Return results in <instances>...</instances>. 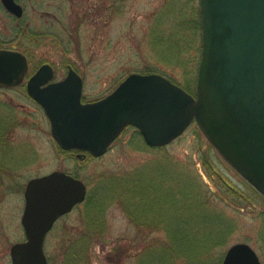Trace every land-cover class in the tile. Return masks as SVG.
Segmentation results:
<instances>
[{"label":"rangeland","instance_id":"obj_1","mask_svg":"<svg viewBox=\"0 0 264 264\" xmlns=\"http://www.w3.org/2000/svg\"><path fill=\"white\" fill-rule=\"evenodd\" d=\"M54 4L57 19L26 15L41 36L16 46L28 55L30 69L48 63L60 80L72 67L83 79L84 102L109 95L132 73L162 75L194 94L201 57L198 0ZM5 24L12 25L8 18ZM0 26L9 39L10 30ZM1 121L0 264H12L11 246L25 239L27 182L53 171L80 179L87 194L48 233L50 264H72L76 252L77 264H151L172 234L190 235L202 264H221L237 243L251 246L264 264V196L224 161L196 122L163 147H148L128 128L100 157L79 160V152L59 148L44 111L23 88L0 89ZM153 183L158 189H150ZM91 208L98 217L88 227ZM189 260L178 254L169 264Z\"/></svg>","mask_w":264,"mask_h":264},{"label":"water","instance_id":"obj_2","mask_svg":"<svg viewBox=\"0 0 264 264\" xmlns=\"http://www.w3.org/2000/svg\"><path fill=\"white\" fill-rule=\"evenodd\" d=\"M10 12L18 7L3 0ZM201 57L194 96L158 74H131L108 96L82 103L83 82L70 68L53 77L41 66L27 84L43 108L51 135L62 150L103 155L128 126L150 147H163L195 121L224 161L264 196V0H199ZM27 60L0 50V84H18ZM45 85V86H43ZM86 185L62 171L30 179L24 190L21 224L25 239L10 248L12 264H49L44 243L54 222L82 203ZM221 264H262L246 243L230 246Z\"/></svg>","mask_w":264,"mask_h":264},{"label":"flooded vegetation","instance_id":"obj_3","mask_svg":"<svg viewBox=\"0 0 264 264\" xmlns=\"http://www.w3.org/2000/svg\"><path fill=\"white\" fill-rule=\"evenodd\" d=\"M11 3L16 5L18 8V14L17 15L13 12H10L8 8L6 7L5 3L3 0H0V21L1 24H4L6 27V19L8 18L9 21L12 23L11 26H7L6 28L9 29L8 31L9 35L11 37L9 39L5 38L6 36L4 35L3 28L0 26V50H8V51H18L22 53L27 60V71L24 74L23 78L21 81L13 86H5L0 84V89H11V88H23L24 91L26 92L27 95H29L28 90H27V84L29 80L32 78V76L35 74V72L43 65V64H48V63H42L39 64L37 67L33 66L31 68L30 60L27 54L17 50L16 46L20 44V40H37L41 36L38 33L32 32V27H31V22L26 20V15L28 13H38L41 16H50L53 17L54 19H57V16L55 13H53V9L55 8L54 0L52 1H45V0H9ZM42 8H45V10H42ZM30 30V31H29ZM70 66L68 67L69 70ZM68 73V72H67ZM67 75V74H66ZM79 75V74H78ZM80 76V75H79ZM55 75L51 82H57L60 80H55ZM82 78V77H81ZM83 80V79H82ZM2 121L0 122V146L5 140V132H4V127H2ZM128 128H134L132 126H127L123 129L121 134L127 130ZM137 132H139L136 129ZM120 134V135H121ZM140 134V132H139ZM141 135V134H140ZM120 137V136H119ZM77 152V151H76Z\"/></svg>","mask_w":264,"mask_h":264},{"label":"trees","instance_id":"obj_4","mask_svg":"<svg viewBox=\"0 0 264 264\" xmlns=\"http://www.w3.org/2000/svg\"><path fill=\"white\" fill-rule=\"evenodd\" d=\"M197 9H198L197 10L198 26H199L200 31H201V18H200V13H199V7ZM185 89L189 92L187 87H185ZM137 189L139 190L140 186ZM150 189L151 190L158 189V185L154 186V183H153V186ZM89 201H90V198L88 197V203H89ZM97 208L99 209V206H97ZM149 208L150 207L148 206V209H147L148 214L150 216H156L153 208L152 209L151 208L149 209ZM147 211H145V212L147 213ZM97 213L100 214L101 212H97ZM86 214H87V218L89 220L86 223L87 226L88 225L90 226L91 224L97 222L96 217H98V215L96 216V214L93 212L92 208L89 209ZM169 237H170V246L169 245L167 247L163 246V248H161L159 253H157L155 260H153V262H151V264H155V263L156 264H169L171 259L176 258L178 254H179V256L186 257V258L190 259L187 264H202L201 263L202 260L198 256L199 253L196 251L195 245L197 243L193 240V238L190 235L179 234V235L174 236V234H172V235H169ZM191 238H192V244L190 241ZM73 258H75V260L71 261L72 264H77V262H80V258L78 256L77 252L74 254ZM73 258H71V259H73ZM89 263L90 262H88L87 264H89Z\"/></svg>","mask_w":264,"mask_h":264}]
</instances>
